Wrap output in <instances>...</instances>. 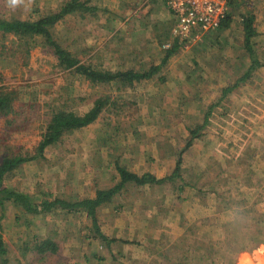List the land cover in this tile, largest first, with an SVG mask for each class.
<instances>
[{
    "label": "rangeland",
    "instance_id": "1",
    "mask_svg": "<svg viewBox=\"0 0 264 264\" xmlns=\"http://www.w3.org/2000/svg\"><path fill=\"white\" fill-rule=\"evenodd\" d=\"M66 1L0 0V18L34 21ZM150 1L88 0L90 11L51 27L82 63L154 72L144 80L92 85L58 66L48 47L0 36V91L13 97V113L0 117V157L35 154L53 112L82 116L96 100L108 104L44 159L21 165L8 188L35 203L76 202L114 188L116 165L166 179L124 185L93 217L84 209L26 215L5 204L7 264H264V0H235L228 28L185 40L166 23L163 5ZM249 16L255 32L247 47ZM173 38L178 46L167 58ZM46 238L60 245L56 260L21 250L22 241L33 247Z\"/></svg>",
    "mask_w": 264,
    "mask_h": 264
},
{
    "label": "trees",
    "instance_id": "2",
    "mask_svg": "<svg viewBox=\"0 0 264 264\" xmlns=\"http://www.w3.org/2000/svg\"><path fill=\"white\" fill-rule=\"evenodd\" d=\"M77 1L78 0H67L62 5L60 12H56L51 16H46L45 18L35 19L34 21L32 19L23 21L20 19L7 20L0 18V36L2 38L13 36L15 38L14 44L19 41L22 45H26L28 47H37V45L41 48L48 47L58 66L62 67L64 70H71L73 72L72 75L75 78L79 77L92 85H121L123 80L131 83L133 81L132 78L137 81L148 79L154 72L139 75L131 71H105L99 67L82 63L80 60L76 59L73 54H70L59 46L58 42L53 38V36H51V27L61 20V18L73 13L74 11L81 13L84 11H90V9L86 7L88 0L79 3H77ZM229 24L230 20L227 16V19L222 20L215 30L220 28L222 31L225 28H228ZM242 29L245 40L244 44L248 47L255 32L251 16H249L247 24L243 23ZM173 41L175 43L170 45L169 50L166 52L167 58L177 49L178 44H176V39L173 38ZM12 100L13 97H10L7 92L0 91V117H5L10 113H13ZM106 103L100 100L94 101L93 107L82 116L64 111L53 112L51 114V118H49V120L45 123V126L40 134L41 138H37V141L38 139L39 141L35 149V154H25L22 152L23 150L20 149L18 153H8L0 157V209L2 210L3 216L5 214L3 206L5 204H12L13 206H19L26 215H39L42 213L52 214L55 213V211H58L57 213H62V215L65 214L66 216V214H73V210L77 211L84 209L93 217L95 207L98 206L99 203L109 201L111 197L126 184L132 183L138 187H144L147 185L151 186L165 182V178L157 179L151 174L138 176L137 174L127 171L126 168L116 165L115 171L119 176V183H117L114 188L106 191L96 190L94 198L89 199L84 197L76 202L54 198L52 200L43 199L39 203H35L29 195L16 193L13 188H8L6 186L7 181H12L15 172L21 170V165H25L26 163L34 160L44 159L47 149L58 144L63 139L61 137H63L64 134L80 132L84 128L92 125L104 107L108 105ZM180 160L181 158L176 163L173 176H175L180 170ZM78 212L80 211H77V213ZM93 221L95 220L93 219ZM36 238L38 237H34V239ZM112 241L114 240H111L110 242ZM32 243H34L33 247L29 245V241H22L21 245L23 246V249L21 250H25L27 252L31 249L33 251H37V254L41 255V259L47 260L49 257L50 259L53 258L56 260L57 251L60 247L59 243L55 242L51 238H46L38 242L34 240ZM5 252L7 253V248L0 236V264L9 263L8 259L3 261ZM28 263L33 264L36 262H33V258H31ZM13 264H20V262L15 260Z\"/></svg>",
    "mask_w": 264,
    "mask_h": 264
},
{
    "label": "built area",
    "instance_id": "3",
    "mask_svg": "<svg viewBox=\"0 0 264 264\" xmlns=\"http://www.w3.org/2000/svg\"><path fill=\"white\" fill-rule=\"evenodd\" d=\"M175 18L172 32L182 40L199 38L218 27L235 0H164Z\"/></svg>",
    "mask_w": 264,
    "mask_h": 264
},
{
    "label": "crops",
    "instance_id": "4",
    "mask_svg": "<svg viewBox=\"0 0 264 264\" xmlns=\"http://www.w3.org/2000/svg\"><path fill=\"white\" fill-rule=\"evenodd\" d=\"M150 3L154 4V5H163L164 8V16L166 17V19L168 18L169 20L166 21L167 24H169L170 28L175 24V18L174 16L171 15V13L165 8V1L164 0H151ZM171 20V21H170ZM256 20V19H255ZM254 20V21H255ZM257 22L261 21V20H256Z\"/></svg>",
    "mask_w": 264,
    "mask_h": 264
}]
</instances>
